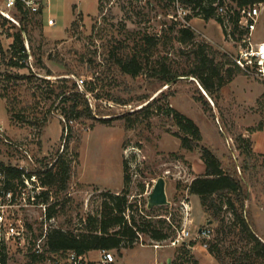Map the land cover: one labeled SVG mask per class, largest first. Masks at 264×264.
Listing matches in <instances>:
<instances>
[{"label":"rangeland","instance_id":"1","mask_svg":"<svg viewBox=\"0 0 264 264\" xmlns=\"http://www.w3.org/2000/svg\"><path fill=\"white\" fill-rule=\"evenodd\" d=\"M172 14L168 0H45L41 16L28 19L25 46L33 54L27 67H0V120L5 125V137L12 142L8 145L0 138V163L14 165L24 160L30 164L28 169L49 167L55 161L69 164L67 188L51 192L49 202L57 203L51 227L82 231L86 215L100 212L105 193H118L124 188L126 161L128 199L142 216L148 212V194L156 180L164 179L168 203L152 207L149 215L154 221L166 219L171 229L162 241L141 235L122 257L112 250L114 264H167L168 259L171 264H232L233 257H242L240 252L247 249L233 233L215 238L212 232L209 239L196 236L198 228L207 225L208 217L199 199L187 194L186 186L199 173L200 151L180 146L179 139L172 135L177 126L163 108L169 104L192 119L201 131L199 145L212 150L224 168L240 177L248 194L245 210L256 233L264 239V79L246 76L237 69L231 82L208 96L193 78H179L170 84L144 74L132 78L114 71L106 60L107 51L119 49L121 42L132 45L135 39L149 35L160 40L153 59L166 57L180 70L186 64V55L179 51L183 46L169 40L173 35L168 33ZM48 18L54 23L49 25ZM191 26L197 40L223 53H238L240 43L226 35L214 18L194 17ZM253 39H264V13ZM1 40L6 49L12 38L2 34ZM38 57L43 67H38ZM7 74L13 77L8 79ZM62 78L77 81L81 90L87 83H95L94 92L101 99L95 100L91 93L86 96L93 115L108 121L73 120L69 122L72 130L65 135L61 111L68 104L51 94L49 86L60 84ZM160 92L167 96L148 110L136 112L146 104L143 97L151 100ZM200 92L209 110L200 100ZM126 113L129 116L123 117ZM125 119L130 128H126ZM241 138L250 140V155L240 152ZM40 215L37 210L29 217L35 236L41 232ZM208 225L213 230L216 223ZM181 227H186L190 236L172 244ZM215 239L224 263L208 252ZM156 243L159 247L154 246ZM101 251H91L89 256L97 258Z\"/></svg>","mask_w":264,"mask_h":264},{"label":"trees","instance_id":"2","mask_svg":"<svg viewBox=\"0 0 264 264\" xmlns=\"http://www.w3.org/2000/svg\"><path fill=\"white\" fill-rule=\"evenodd\" d=\"M168 1L172 2V0ZM180 2L190 11L188 19L200 17L203 20H209L214 18L227 35L223 19L217 14L218 7L226 4L229 14L232 11L229 22L231 25L230 34L234 40H239L246 33V30L238 24L239 10L258 3L264 4V0H180ZM17 20L19 26L0 16V67L25 68L28 65L27 60L30 54H33L25 46L27 38L24 36L27 33L28 18L24 14H19ZM12 29L14 32L9 33ZM168 33L173 34L169 40L183 46V49L180 47L179 51L186 55V64L180 70L169 64L166 57L158 60L153 59L160 40L149 35H143L138 40L135 39L132 45L125 41L121 42L119 49L107 51L106 60L114 71L132 78L144 74L148 78L163 82V84H170L180 77L193 78L208 96H213L214 93L231 82L238 68L227 53L197 40V36L191 28L180 26L174 20L168 28ZM2 34L12 38L6 49L2 45ZM36 63L39 65H37L38 67H43L39 57L36 58ZM47 75H51L50 71H47ZM12 77L10 74L6 75L8 79ZM45 82L50 84L49 81ZM59 82L61 83H53L49 86L51 94H54L62 104H68L61 111L64 118L62 131L65 135H68L69 130H72L69 122L73 120L108 121L93 115L92 106L86 96L87 93H91L95 100L101 99V96L94 92L95 83L89 82L81 90L77 81L72 82L67 78H62ZM68 82L71 83L66 86ZM199 94L205 109L209 110L208 101L201 92ZM166 96L164 92H160L157 97L151 100H148L149 97H143L146 104L136 112L148 110L158 100ZM163 112L166 116H170L177 126V131L172 135L179 139L180 146L189 151L196 148L200 151L204 172L187 184L186 191L188 195L196 196L199 199L202 210L208 217L207 220L216 223L213 228L214 237L217 238L223 233H233L239 242L245 243L247 249L240 252L242 257H233L232 264H264V239L256 233L254 223L245 210L248 194L240 177L233 171L224 168L222 161L212 150L199 145L202 139L201 131L192 119L169 104H165ZM128 116L129 113L123 115V117ZM125 120L126 128H130L128 119ZM45 123L46 119L42 125ZM239 141L242 143H239L240 152L250 155L252 153L250 140L241 138ZM35 172L41 185L46 188L43 191V201L48 202L53 189L65 190L67 188L71 168L64 161L61 163L55 161L49 167H39ZM6 173L10 180H14L20 178L21 172L16 167L8 166ZM123 173L124 188L118 193H105L100 212L95 215H86L82 231H75L70 227L66 229L51 227L46 235L45 247L51 251L70 250L78 254L96 250H115L118 256H121V250L133 247L141 235H147L155 241H162L169 237L168 230L171 228L166 219L159 218L154 221L149 215L152 211L151 208H147L148 212L142 216L137 213V208H134V205L129 202L126 187L130 177L126 161L123 162ZM56 205L57 203H50L47 218L55 217L57 214ZM136 216L140 217V220ZM177 227H180V223ZM221 250L216 239L208 246V252L215 256L218 262L224 263L225 257H219Z\"/></svg>","mask_w":264,"mask_h":264},{"label":"built area","instance_id":"3","mask_svg":"<svg viewBox=\"0 0 264 264\" xmlns=\"http://www.w3.org/2000/svg\"><path fill=\"white\" fill-rule=\"evenodd\" d=\"M45 0H0V16L19 26L17 15L24 14L28 19L40 15ZM173 14L170 16L180 26H191L189 9L185 8L180 0H172ZM264 4L258 3L239 10L240 27L246 33L237 40L240 49L236 55L228 54L233 64L246 76L264 79V39L255 41L253 33L256 31L259 19L262 16ZM217 14L223 19V25L230 36L231 25L226 4L219 6ZM48 24L54 23L51 18ZM25 37V36H24ZM27 48V45H26ZM1 64V53H0ZM0 120V138L5 144L12 142L5 137V125ZM19 150L22 147L17 146ZM26 153V151H25ZM27 154V153H26ZM30 161L32 162L31 158ZM28 163L21 160L18 164L0 163V264H114L115 257L112 251L102 250L97 258L88 253L78 254L75 251H51L45 247L46 235L51 228L55 217L47 218L50 202L43 201V191L46 190L40 183L36 169H28ZM16 167L20 170V178L10 180L7 177L6 167ZM41 211V234L34 235L29 217L33 212ZM213 230L209 225L200 228L196 236L204 239L211 237ZM190 236L186 227L177 231L172 244H177ZM159 247L158 243L154 245Z\"/></svg>","mask_w":264,"mask_h":264},{"label":"water","instance_id":"4","mask_svg":"<svg viewBox=\"0 0 264 264\" xmlns=\"http://www.w3.org/2000/svg\"><path fill=\"white\" fill-rule=\"evenodd\" d=\"M183 79V77H180ZM203 94H206L203 89H201ZM167 197L165 193V181L163 178H158L154 184L152 191L148 194L147 208H152L154 206L167 204ZM211 224V221L208 222ZM167 264H171L170 259L167 260Z\"/></svg>","mask_w":264,"mask_h":264},{"label":"crops","instance_id":"5","mask_svg":"<svg viewBox=\"0 0 264 264\" xmlns=\"http://www.w3.org/2000/svg\"><path fill=\"white\" fill-rule=\"evenodd\" d=\"M203 172H204V166H203V163L201 164V165H199V173H197V175H195V176H193L191 179H190V181H189V183L191 182V180L194 178V177H196V176H199V175H201V174H203ZM205 214V213H204ZM210 220H207L206 219V224L208 225V222H209ZM200 228H198V230H199ZM197 230V231H198ZM197 233V232H196ZM126 249H122L121 250V256H118V257H122V255H123V253H124V251H125ZM88 254H90V253H88Z\"/></svg>","mask_w":264,"mask_h":264}]
</instances>
